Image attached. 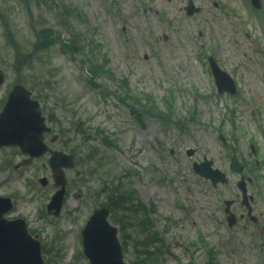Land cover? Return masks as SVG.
Segmentation results:
<instances>
[{
  "label": "rangeland",
  "instance_id": "obj_1",
  "mask_svg": "<svg viewBox=\"0 0 264 264\" xmlns=\"http://www.w3.org/2000/svg\"><path fill=\"white\" fill-rule=\"evenodd\" d=\"M57 2L83 13L86 20L76 25V31L84 40L96 42L99 54L108 60L106 67L112 78L98 76L91 80L88 67L81 64L83 53L68 57L57 46L49 53L37 52L36 60L26 69L24 78L40 80L41 96H50L48 101L54 104L45 101L44 108L53 107L61 128L68 133L69 150L60 142L54 148L75 151L83 160L89 147H95L107 160L104 169L93 162L81 165L80 178L66 174L67 202L55 220L40 218V211L53 193L51 186L30 189L25 184L37 182L41 176L50 179L49 170L41 172L42 163L22 174L11 168L0 170V195L12 198L16 207L10 218L23 217L42 244L53 248L46 264H88L82 256L80 232L98 203L105 201L103 196L97 199L94 191L101 184L108 186L112 176L119 177L124 172L143 205L153 208L151 219L167 248L154 257L155 264H205L207 257L200 248L199 237L215 250L218 264H264L259 249L261 246L264 251L263 229L253 230L248 225L246 231L240 223L230 230L222 214L215 217L216 206L223 198L234 199L233 186L238 180L230 175V159L217 134L221 132L226 137L228 146L233 142L240 161L251 162L252 141L264 159V141L259 133V127L264 128V72L254 64H264V27L248 13L250 8L242 0H194L201 12L190 18L183 10L186 0ZM0 7L9 11L11 30L24 52L33 47L30 22L39 28L58 29L53 16L35 0L28 6L31 17L23 0H0ZM7 43L0 27V70L7 79L0 97L16 80L12 67L14 51ZM199 45L237 81L240 98L217 95L206 59H198ZM168 90L176 94L172 124L144 114L141 107H135L132 114L122 102L128 93L139 99L153 95L156 106L166 110L163 99ZM250 100L255 102L253 106L249 105ZM230 109L234 113L230 114ZM189 115L195 119L192 121ZM78 120L91 134V144H84L73 132ZM175 121H183L181 129L174 125ZM105 138L117 148H106L102 142ZM187 150L196 153L190 158ZM9 155V151H0V167ZM203 158L213 161L214 168L229 176L230 184L213 188L197 178L192 164H199ZM97 168V173L88 175V170ZM251 234L256 235L249 238ZM134 237L126 241L125 264L141 261L136 252L140 242Z\"/></svg>",
  "mask_w": 264,
  "mask_h": 264
},
{
  "label": "water",
  "instance_id": "obj_2",
  "mask_svg": "<svg viewBox=\"0 0 264 264\" xmlns=\"http://www.w3.org/2000/svg\"><path fill=\"white\" fill-rule=\"evenodd\" d=\"M186 10L189 15L197 11L193 8L192 4ZM56 41L61 45V51L63 53L70 54L72 52L71 45L63 42L60 33L56 35ZM3 80V76L0 73V84ZM8 101L2 117L21 109L23 116L26 118L30 117V115H36L43 127V120L36 110L37 106L29 100L28 91L17 86ZM34 150L36 148H33ZM65 160L72 161L71 158H65ZM233 164L232 169H234ZM51 165L55 173L56 185L61 186L62 190L54 195L51 200L52 203L48 206V210L58 215L65 193L64 186L66 181L60 171L62 162H52ZM65 165L71 166L69 162ZM209 166L210 163L207 164L206 168L195 165L194 169L206 178H210L214 185L216 182H224V176L219 172L210 171L208 169ZM11 206L12 204L9 199L0 197V264H43L39 242L37 238H32L28 235L24 222L22 220H5L4 217L10 211ZM107 216L108 211L105 209L95 211L82 231L84 255L87 256L91 264H122L120 245L116 241L117 232L114 228H110L106 221Z\"/></svg>",
  "mask_w": 264,
  "mask_h": 264
},
{
  "label": "trees",
  "instance_id": "obj_3",
  "mask_svg": "<svg viewBox=\"0 0 264 264\" xmlns=\"http://www.w3.org/2000/svg\"><path fill=\"white\" fill-rule=\"evenodd\" d=\"M28 0H25V2H27ZM43 1V3H47V0H40ZM54 0H50V2L52 3ZM58 10H60V16L59 18L62 19H69L71 22L75 19V18H79V15L77 14V12L75 10H73L72 8H66L64 6H60L57 8ZM7 14L5 13V11L0 10V23L3 24L7 37L11 43V45L14 46L15 49V62L17 65V67H19V69L21 67H23L25 65L26 62L30 61L32 59V56L29 57V55H23L18 47L17 44L14 43L13 40V35L12 33L9 31V22H8V18H7ZM63 25L65 26V23H63ZM66 31L69 33L71 31H68L69 29L67 27ZM53 33L52 30L50 29H44L39 31L36 34V46L34 48V51L36 52V50H46L48 47H50L51 45L54 44L53 42ZM71 41L74 42V44H80L78 38H71ZM79 46V45H78ZM90 48L87 49V45H80V50L82 49H87V56H88V61L89 63L92 65V69L89 70L90 74L92 75H96V74H100V73H104V69L102 65H98V61L96 59V52H94V49L92 47V45H89ZM26 59H28L26 61ZM97 62V63H96ZM118 191H117V195L115 197L111 196L110 198H108V203H107V207L108 209L111 211V221H113L114 223H117V219L115 218V212L116 210H118V208L122 207V204H125L129 199L132 198L131 193L128 192L126 189H124L123 187H117ZM126 210L123 211L124 214H126ZM118 212H116L117 214ZM145 222L142 219H138V224L137 227L143 237V242H144V247L145 249H147L151 244L153 245L156 241V237L155 234L153 233V231H151V229H149L148 231H146L145 229ZM143 254H149L147 251L142 250Z\"/></svg>",
  "mask_w": 264,
  "mask_h": 264
},
{
  "label": "flooded vegetation",
  "instance_id": "obj_4",
  "mask_svg": "<svg viewBox=\"0 0 264 264\" xmlns=\"http://www.w3.org/2000/svg\"><path fill=\"white\" fill-rule=\"evenodd\" d=\"M54 126V125H53ZM12 150H16L15 148H11Z\"/></svg>",
  "mask_w": 264,
  "mask_h": 264
}]
</instances>
